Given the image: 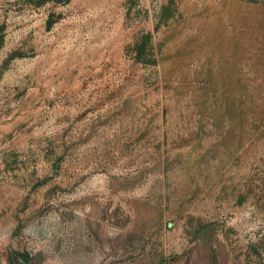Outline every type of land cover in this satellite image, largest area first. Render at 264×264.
Returning <instances> with one entry per match:
<instances>
[{
	"label": "rangeland",
	"instance_id": "obj_1",
	"mask_svg": "<svg viewBox=\"0 0 264 264\" xmlns=\"http://www.w3.org/2000/svg\"><path fill=\"white\" fill-rule=\"evenodd\" d=\"M0 264H264V0H0Z\"/></svg>",
	"mask_w": 264,
	"mask_h": 264
},
{
	"label": "trees",
	"instance_id": "obj_2",
	"mask_svg": "<svg viewBox=\"0 0 264 264\" xmlns=\"http://www.w3.org/2000/svg\"><path fill=\"white\" fill-rule=\"evenodd\" d=\"M12 260H13V258H12Z\"/></svg>",
	"mask_w": 264,
	"mask_h": 264
}]
</instances>
